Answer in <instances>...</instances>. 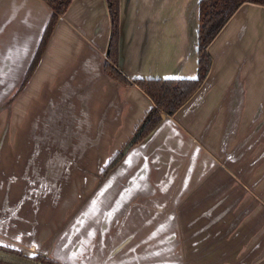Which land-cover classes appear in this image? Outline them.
<instances>
[{
	"label": "crops",
	"instance_id": "1",
	"mask_svg": "<svg viewBox=\"0 0 264 264\" xmlns=\"http://www.w3.org/2000/svg\"><path fill=\"white\" fill-rule=\"evenodd\" d=\"M199 1L121 0L123 70L195 77ZM50 16L0 0V242L63 264H264V8L237 11L203 87L104 179L152 101L104 72V0H73L11 101Z\"/></svg>",
	"mask_w": 264,
	"mask_h": 264
},
{
	"label": "trees",
	"instance_id": "2",
	"mask_svg": "<svg viewBox=\"0 0 264 264\" xmlns=\"http://www.w3.org/2000/svg\"><path fill=\"white\" fill-rule=\"evenodd\" d=\"M52 9L35 57L28 69L21 89L37 69L45 48L60 18L67 12L73 0H43ZM110 18V35L104 63L105 72L114 80L126 86L139 87L152 101L138 126L131 145L139 144L162 122L164 117L174 116L202 87L213 65L209 51L228 22L244 4L264 8V0H201L199 4L198 75L196 78H129L120 69V0H105ZM123 158L119 152L103 173L104 176ZM0 264H61L42 255L28 256L22 251L0 245Z\"/></svg>",
	"mask_w": 264,
	"mask_h": 264
},
{
	"label": "water",
	"instance_id": "3",
	"mask_svg": "<svg viewBox=\"0 0 264 264\" xmlns=\"http://www.w3.org/2000/svg\"><path fill=\"white\" fill-rule=\"evenodd\" d=\"M104 1H105V0H104ZM200 2H201V0L198 2V21H199V4H200ZM105 4H106V2H105ZM49 7H50V6H49ZM106 7H107V4H106ZM120 7H121V0H120ZM50 8H51V7H50ZM120 9H121V8H120ZM51 14H52V9H51ZM50 17H51V16H50ZM49 20H50V18H49ZM49 20H48V22H49ZM47 24H48V23H47ZM46 26H47V25H46ZM45 29H46V27H45ZM45 29H44V31H45ZM120 33H121V25H120ZM43 34H44V32H43ZM198 36H199V23H198V29H197V35H196V42H197V49H196V50H197V70H196V76L193 77L192 79L196 78L197 75H198ZM42 37H43V35H42ZM41 39H42V38H41ZM40 42H41V41H40ZM39 45H40V44H39ZM107 46H108V45H107ZM38 47H39V46H38ZM210 47H211V46H210ZM209 51H210V48H209ZM36 52H37V51H36ZM106 53H107V50H106ZM210 53H211V51H210ZM35 54H36V53H35ZM211 56H212V54H211ZM34 57H35V56H34ZM105 58H106V56H105ZM212 58H213V56H212ZM33 59H34V58H33ZM33 59H32V61H33ZM32 61H31V63H32ZM40 61H41V60H40ZM31 63H30V65H31ZM104 63H105V59H104ZM30 65H29V67H30ZM212 67H213V65H212ZM28 69H29V68H28ZM103 69H104V64H103ZM120 69H121V70H122V71H123V72H124L129 78H131V79H136V78L147 79V78H145V77H131L130 75H128V74L123 70V67H122V33H121V36H120ZM211 70H212V68H211ZM27 72H28V70H27ZM27 72H26V74H25V77H24V79H23V82H24V80H25V78H26ZM104 72H105V70H104ZM105 73H106V72H105ZM210 73H211V72H210ZM106 74H107V73H106ZM107 75H108V74H107ZM32 76H33V75H32ZM32 76H31V77H32ZM108 76H109V75H108ZM209 76H210V74H209ZM209 76H208V78H209ZM109 77L112 78L111 76H109ZM148 78H154V77H148ZM165 78L182 79V78H189V77L167 76V77H165ZM165 78H162V79H165ZM208 78H207V79H208ZM30 79H31V78H30ZM30 79H29V80H30ZM112 79H113V78H112ZM29 80H28V82H29ZM115 81H116V80H115ZM206 81H207V80H206ZM206 81H205V82H206ZM23 82H22L21 86L19 87L17 93H15V95L12 97L11 101H12L16 96H18V94H20V93L23 91V89L26 87V85L28 84V82H27L26 85L21 89V87H22V85H23ZM117 82H118V81H117ZM118 83H119V82H118ZM119 84H121V83H119ZM204 84H205V83H204ZM204 84H203V85H204ZM121 85H123V84H121ZM203 85H202V87H203ZM202 87H201V88H202ZM138 88H139V87H138ZM201 88H200V89H201ZM139 89H140V88H139ZM200 89H199V90H200ZM199 90H198V91H199ZM198 91H197V92H198ZM197 92H196V93H197ZM143 93H144V92H143ZM196 93H195V94H196ZM144 94H145V93H144ZM145 95H146V94H145ZM146 96H147V95H146ZM194 96H195V95H194ZM194 96H193V97H194ZM147 97H148V96H147ZM193 97H192V98H193ZM148 98H149V97H148ZM192 98H191V99H192ZM149 99H150V98H149ZM191 99H190V100H191ZM190 100H189V101H190ZM11 101H10V102H11ZM189 101H188V102H189ZM10 102H9V103H10ZM188 102H187V103H188ZM187 103H186V104H187ZM186 104H185V105H186ZM185 105H184V106H185ZM152 106H153V103H152ZM152 106H151V107H152ZM184 106H183V107H184ZM180 110H181V109H180ZM146 113H147V112H146ZM176 114H177V113H176ZM176 114H175V115H176ZM145 115H146V114H145ZM145 115H144V117H145ZM175 115H174V116H175ZM144 117H143V118H144ZM168 117H172V116L164 117V119H166V118H168ZM164 119H163V120H164ZM142 120H143V119H142ZM142 120H141V121H142ZM163 120H162V122H163ZM141 121H140V123H141ZM140 123L138 124V126L140 125ZM160 124H161V123H160ZM160 124H159V125H160ZM159 125H158V126H159ZM138 126H137V128H138ZM158 126H157V127H158ZM157 127H156V128H157ZM137 128H136V130H137ZM156 128H155V129H156ZM136 130L134 131V133H133V135L131 136V138L127 141V143L122 147V149H121L120 151H118V152L113 156V158L108 162V164L106 165V167L103 169V171H102V173H101V176H100L101 178H103V179L105 178V176H106L107 174L104 176L103 173L105 172V170H106L107 167L109 166L110 162L114 159V157H115L119 152H122V153H123V157H124V156L127 154V152H128L132 147L135 146V145H131V140H132V138H133V136H134ZM151 133H152V132H151ZM151 133H150V134H151ZM150 134H149V135H150ZM122 159H123V158H122ZM122 159H121V160H122ZM121 160H120V161H121ZM3 241H4V242H2V241L0 242V245H1V246H5V247H9V248H13V249H16V250L22 251L24 254H26V255H28V256L41 255V254H38V253H34V252L31 251V249H27L26 247H23V246H21V245H19V244H16V245H15V244L12 243V241H9V240H6V241L3 240ZM8 242H10V243H8ZM11 243H12V244H11ZM42 256H44V255H42ZM44 257H47V256H44ZM47 258H50V257H47ZM50 259H52V258H50ZM52 260H54V259H52ZM54 261H56V260H54ZM57 262H59V261H57ZM59 263H61V262H59ZM61 264H63V263H61Z\"/></svg>",
	"mask_w": 264,
	"mask_h": 264
}]
</instances>
